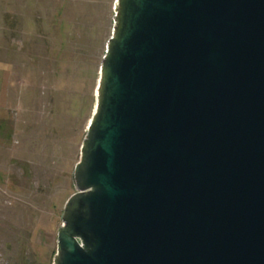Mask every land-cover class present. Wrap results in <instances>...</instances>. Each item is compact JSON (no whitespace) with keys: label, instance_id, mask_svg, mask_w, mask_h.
Returning a JSON list of instances; mask_svg holds the SVG:
<instances>
[{"label":"water","instance_id":"95a60500","mask_svg":"<svg viewBox=\"0 0 264 264\" xmlns=\"http://www.w3.org/2000/svg\"><path fill=\"white\" fill-rule=\"evenodd\" d=\"M51 264H264V0H116Z\"/></svg>","mask_w":264,"mask_h":264},{"label":"rangeland","instance_id":"374dc122","mask_svg":"<svg viewBox=\"0 0 264 264\" xmlns=\"http://www.w3.org/2000/svg\"><path fill=\"white\" fill-rule=\"evenodd\" d=\"M116 0H0V264H51Z\"/></svg>","mask_w":264,"mask_h":264}]
</instances>
